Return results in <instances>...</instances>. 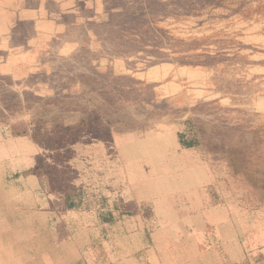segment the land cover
<instances>
[{"label": "rangeland", "instance_id": "rangeland-1", "mask_svg": "<svg viewBox=\"0 0 264 264\" xmlns=\"http://www.w3.org/2000/svg\"><path fill=\"white\" fill-rule=\"evenodd\" d=\"M0 264H264V0H0Z\"/></svg>", "mask_w": 264, "mask_h": 264}, {"label": "crops", "instance_id": "crops-1", "mask_svg": "<svg viewBox=\"0 0 264 264\" xmlns=\"http://www.w3.org/2000/svg\"><path fill=\"white\" fill-rule=\"evenodd\" d=\"M112 65H113L112 66L113 67V70L118 75L126 74V71H125V67H124V63L123 62L118 61V62L112 63ZM131 76L133 78H136L137 80H139V81L144 82L145 84H147L146 89H149V90H152L153 91V68H151V70H147L145 72H142L139 75L131 73ZM169 79L171 80V82L168 83V89L167 90H175V89H177V87H179V84L178 83L182 84V82L184 81L180 77V75L179 74H176V73H173V77H170ZM161 90H162V88H159V86L157 87L156 84H155L154 92L156 94H160L161 93ZM168 94L169 93H167V95ZM60 111H61V114L59 116V120H61L63 123L70 124L71 121L69 123H67L68 122L67 120L69 118H76L73 121H75V120H78L79 121L81 119L80 118L81 115L78 112L77 113H73V114H75V116L72 115V113H70L71 115H70V117H68L69 114L65 113L62 109H60ZM82 119H83V117H82ZM137 185L138 184L135 183V186L134 187H136Z\"/></svg>", "mask_w": 264, "mask_h": 264}]
</instances>
